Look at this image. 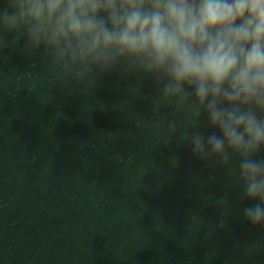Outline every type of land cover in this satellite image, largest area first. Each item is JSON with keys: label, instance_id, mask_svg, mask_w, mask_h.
I'll return each mask as SVG.
<instances>
[{"label": "water", "instance_id": "1", "mask_svg": "<svg viewBox=\"0 0 264 264\" xmlns=\"http://www.w3.org/2000/svg\"><path fill=\"white\" fill-rule=\"evenodd\" d=\"M51 88L39 54L0 51V264H264L223 170L156 145L150 80Z\"/></svg>", "mask_w": 264, "mask_h": 264}, {"label": "clouds", "instance_id": "2", "mask_svg": "<svg viewBox=\"0 0 264 264\" xmlns=\"http://www.w3.org/2000/svg\"><path fill=\"white\" fill-rule=\"evenodd\" d=\"M10 47L39 54L67 94L115 72L150 80L141 117L156 145L183 143L222 169L243 220L264 231V0H0ZM132 91L143 97L139 82ZM214 201L231 210L228 191Z\"/></svg>", "mask_w": 264, "mask_h": 264}]
</instances>
